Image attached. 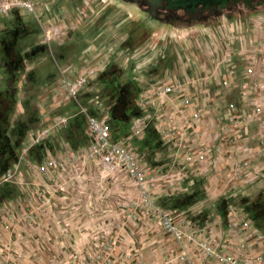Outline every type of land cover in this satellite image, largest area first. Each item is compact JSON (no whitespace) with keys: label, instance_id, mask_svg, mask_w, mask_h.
Listing matches in <instances>:
<instances>
[{"label":"rangeland","instance_id":"rangeland-1","mask_svg":"<svg viewBox=\"0 0 264 264\" xmlns=\"http://www.w3.org/2000/svg\"><path fill=\"white\" fill-rule=\"evenodd\" d=\"M33 1L34 8L29 12L13 9L0 15V39L14 40L9 57L11 78L5 73L6 58L0 46V90L10 92L15 87L3 128L9 148L0 157V260L7 264H84V256L93 253L110 231L114 243L109 254L118 264V211L131 207L140 212L132 202L129 187L124 185L125 177H90L94 173L89 168L98 171L100 164L89 161L82 171L78 160L65 156V150L76 149L86 141L84 116L76 103L72 99L56 100L59 69L67 64L94 68L98 74L110 65L121 81L128 76L135 80L137 96H145L152 86L177 84L174 92H182L178 104L199 110L198 118H191L183 131L189 129L188 138L197 136L198 143L204 138L201 150L206 156L188 170L184 162L168 153L166 137L157 128L158 138L152 146L133 139L139 145L142 161L157 170L153 173L152 198L160 207L177 210L195 201H207L201 205L199 216L213 208L223 216L226 226L229 213L239 211L264 234V0H228L222 8L198 5L192 11L168 8L161 2L152 16L146 0ZM187 85H201L205 97L194 100L185 91ZM95 86L102 87L98 78ZM206 96L208 100L213 97L219 106L214 109ZM77 101L85 104L83 96ZM229 102L236 106L237 121L228 118ZM161 104L138 108L139 113H149L148 122L152 124L157 120L163 123ZM253 104L259 105V111L253 110ZM42 112H46L48 123L59 117H67L68 122L52 129L26 155L39 162L44 149L58 153L64 172L57 173V180L50 176L42 180L21 161L27 133L39 126ZM210 136L218 141L225 139L227 148L253 157L258 164L252 167L253 175L242 172L240 160L233 172L215 168L217 146L207 142ZM68 165L75 170L65 172ZM8 169L12 176L4 179ZM169 174L179 182H170ZM232 174L238 181L237 188L228 184ZM213 178L220 184L226 178L230 186L223 182L222 187H211ZM55 181L64 184L62 196L52 203L34 196L33 187L44 189L41 197L53 195ZM168 182L171 185H164ZM259 182L263 184L256 189L250 187ZM68 184L77 194L72 200L67 198ZM25 191L35 199L28 205L34 208L31 217L24 213ZM85 191H89V198H78ZM258 208L262 215H256Z\"/></svg>","mask_w":264,"mask_h":264},{"label":"built area","instance_id":"built-area-1","mask_svg":"<svg viewBox=\"0 0 264 264\" xmlns=\"http://www.w3.org/2000/svg\"><path fill=\"white\" fill-rule=\"evenodd\" d=\"M33 8V0H0V15H7L13 9L29 12ZM97 74L94 68H74L71 64H67L59 69V78L55 85V90H57L56 93L58 95L56 100L59 102L61 100L68 101L72 99L78 107V112L84 116L85 121L84 134L86 141L76 149L71 150V148H68L65 150V156L67 159L69 158L73 161L75 159L78 160V164L80 163L79 165L82 166L89 161L100 164V166H97L98 171L96 170V174L101 179H107L116 174L126 176L135 185L138 205L144 210V213L147 214L150 220L169 233L180 245L184 241L194 240L193 221L187 212L185 210L160 207L152 198L151 185L155 179L153 176L154 168L149 166L145 161H142L139 151L131 144L133 137H140L142 135L144 125L148 121L149 113L132 116L130 118L128 132L120 137L113 138L108 125L109 102H107L104 96L100 95L99 89L95 86ZM223 81L225 82V80ZM176 86L177 84L164 83L158 87H149L145 96L139 95L135 98V103L141 108L143 106L150 107L164 102L175 90ZM79 96L84 97L85 104L77 101ZM259 108L258 104H253V110L259 111ZM227 110L228 118L231 121H237L238 117L235 114L236 106L233 102L227 103ZM42 116L43 118L39 126L31 133H27L26 141L22 148L23 155L21 161L24 160L42 180H45L49 176L57 180L53 176V173L57 174L56 168L60 167L58 153H51L49 150L44 149L42 159L39 162H34L27 157L26 151L33 144H37L45 138L52 129H59L61 126H64L68 122V119L67 117H59L48 123L46 112H42ZM191 116L193 119L198 118L199 110H193ZM153 124L159 132L166 130L163 123L159 120ZM241 128L245 131V124H242ZM203 155V153H199L197 156L199 159H203ZM246 166L247 168L253 167L252 164H247ZM11 176L12 172L9 169L3 174L4 179H8ZM55 182L54 186L52 185L51 187L52 192H54L53 195L41 197L40 192L44 191V189L33 187L34 196L39 197L42 201L44 199L46 202L52 203L54 199L62 196L64 191V184L60 181ZM34 196L25 191V196L22 198L23 202L32 205V202L35 200ZM33 210L34 208H28L24 213L31 217ZM228 216V230L236 233L241 231L246 232L248 229L250 233H253L255 236L258 235L257 228L253 227L252 221L246 214L233 211ZM5 218V221H7L8 217ZM200 230L201 235L205 238L206 230L203 228ZM204 238L199 243L206 246L205 248L209 252V246L205 244ZM113 243L114 238L112 239V237L103 239L97 245V249L95 247L93 253H88L84 256L83 263L115 264L109 254ZM259 255L256 258H259ZM183 256L184 252L181 251L179 257L182 258ZM0 264L7 263L4 260H0Z\"/></svg>","mask_w":264,"mask_h":264},{"label":"crops","instance_id":"crops-1","mask_svg":"<svg viewBox=\"0 0 264 264\" xmlns=\"http://www.w3.org/2000/svg\"><path fill=\"white\" fill-rule=\"evenodd\" d=\"M182 87L183 85H180V88ZM184 88L186 89L185 91H187V95L191 93L194 96H192L194 100L196 98L203 99V97H205L206 95L205 93H203L204 89H202L201 85H196L195 88L187 85ZM173 93L174 95H169L161 104L162 114L164 116V121H162L166 129L163 132L164 137H166L164 138L166 139V148L168 150V153L171 154L173 158H177L180 160V162H184L186 168H188V170H191L193 165L199 164V162L201 161V159H199L197 155L200 152L204 154L203 150H201V148L204 147L202 141V139L204 140V138L201 137L199 139L201 141L198 143L196 138L197 136L188 138V133L190 132L189 129L187 131H183L186 127L188 128L189 120H191L192 118V106H180L178 104V98L180 97L182 92H180V90L178 89L176 93L174 91ZM211 97L212 96H210V98ZM193 98H191L189 101H192ZM207 98L209 97L206 96V99ZM213 100H215L213 99V97L212 100L207 99V101H209V103H211V106L215 109L219 105ZM196 103L198 104L199 101L196 100L195 104ZM211 122H213L212 119ZM228 122L226 124H228ZM191 129L194 130L193 127H191ZM181 130L182 133H180ZM229 130L232 131L233 129L229 128ZM183 132L186 133L183 134ZM181 134L183 136H180ZM218 140L220 139L212 138L210 136L207 141L212 145L215 143V146H217V151L214 152V157L218 159L217 164L214 165L215 168L217 166V168H219L223 172H233L237 169V160H240L238 167L242 168L241 170L243 173L248 172L249 174H251L250 176H252L253 168L246 169L245 166L247 164H252L253 167H256L257 162L252 160L253 157L249 158L242 153L238 154L234 152L230 146H228L227 148V144H225L224 142L225 139L224 141ZM189 141L192 142L190 143ZM231 142L233 141L231 140ZM222 145H224L225 147H222L221 149ZM230 150H232L233 152H231ZM203 156L205 157L206 154H204ZM220 165L222 167H220ZM83 167L84 166L81 167L82 171ZM261 167H264V164ZM89 169V172L94 173L93 176H89L94 177L97 171L95 169L93 170L92 168ZM178 169L181 171L180 167ZM74 170L75 167L73 168L68 165L65 172ZM155 170L156 169H154V171ZM170 170L174 171L175 168ZM56 171L57 173L60 171L64 172V169L57 167ZM165 175H167V173ZM53 176L56 177L57 174L53 173ZM123 177L126 178V182H124V185L129 187L130 192L133 195L132 202L137 205L136 209L139 208L141 213L138 210L134 211V209L131 207L129 209L130 211H118V264H264L263 232L260 229H257V236H255L253 233H250L248 229L246 230V232L248 233H246L245 231L234 233L228 230L226 224L223 223V216H221L220 213L213 208L208 209V211L206 210V213L204 215L202 213L199 216L201 205L207 202L203 200L192 202V204L190 203V205L185 208L186 210H190L189 213L187 211L186 212L193 221V233L195 236L194 240L184 241L180 245L171 237V235H169V233H167L159 225L150 220L147 217V214L144 213V210L139 207L137 202V189L130 179L121 174L110 176L111 179H122ZM169 177L170 182H179V179L173 180L175 178L174 175L169 174ZM223 177L224 175H222V178ZM56 178L58 179V176ZM213 179L214 181L210 183L209 186H224L226 178L222 181L221 184L217 182L218 180H216V178ZM170 182L164 183V185H171ZM237 182L238 181L236 177L232 174L230 183L228 184L233 185L234 188H237ZM226 184L227 183H225V186H230ZM261 184L263 183H253L250 187L252 189H256L258 186H261ZM100 186H103V184H100ZM73 188L74 186L68 184L69 192L67 193V198H70L71 200L74 199L77 195L75 194V192H73ZM118 188H120V186H118ZM88 192L85 191L83 197L78 195V198H84L87 200L90 196ZM85 194H87V196H85ZM23 204L24 209H28L29 204H27L26 202H23ZM115 221H117L116 217ZM103 226L107 227L108 225L104 224ZM103 226L101 227L103 228ZM201 228L206 230L205 238L201 235ZM105 235L106 236L103 239H108L112 236V233L109 231ZM203 238L205 244H208L209 246V252L206 250V246H203L199 243ZM181 251L184 252V256L182 258L179 257V253ZM258 254H260L259 258H256ZM111 258L114 261V256L111 255Z\"/></svg>","mask_w":264,"mask_h":264},{"label":"trees","instance_id":"trees-1","mask_svg":"<svg viewBox=\"0 0 264 264\" xmlns=\"http://www.w3.org/2000/svg\"><path fill=\"white\" fill-rule=\"evenodd\" d=\"M13 42V37L10 39H0L1 51L3 56L6 58L5 73L9 78H11L10 75L13 71L12 65L9 61ZM97 78L102 86L100 89L98 88L99 93L106 98L107 102H109V129L111 124L114 126L113 129H110V133L113 138L120 137L128 132L130 118L140 114L138 109L139 107L135 103L138 91L135 80L131 78V76H128L124 81H121L119 79V74H117V72L112 69L110 65H107L99 74H97L96 80ZM12 102L13 97L11 92L6 90L4 91V89L0 90V157L5 154L9 148L8 137L6 133H4L3 128L6 124L7 111L9 110ZM135 138L140 139V145L148 144L152 146L151 144L158 138V133L153 124L147 121L144 125L142 135L131 139V144L139 151V145L132 142ZM262 213L261 208L256 210V215L259 216L262 215Z\"/></svg>","mask_w":264,"mask_h":264},{"label":"water","instance_id":"water-1","mask_svg":"<svg viewBox=\"0 0 264 264\" xmlns=\"http://www.w3.org/2000/svg\"><path fill=\"white\" fill-rule=\"evenodd\" d=\"M157 2H163V4L168 8H181L183 10L192 11L198 5L202 7H212L222 8L226 6L228 0H153ZM15 90V87L11 88V93Z\"/></svg>","mask_w":264,"mask_h":264},{"label":"bare ground","instance_id":"bare-ground-1","mask_svg":"<svg viewBox=\"0 0 264 264\" xmlns=\"http://www.w3.org/2000/svg\"><path fill=\"white\" fill-rule=\"evenodd\" d=\"M149 6V15L152 16L153 9L159 5L161 2L153 1V0H146ZM129 12H131V9H128L127 14L129 15Z\"/></svg>","mask_w":264,"mask_h":264},{"label":"flooded vegetation","instance_id":"flooded-vegetation-1","mask_svg":"<svg viewBox=\"0 0 264 264\" xmlns=\"http://www.w3.org/2000/svg\"><path fill=\"white\" fill-rule=\"evenodd\" d=\"M234 1V0H233ZM244 1H249V0H244ZM163 3V2H162ZM212 7H214V6H212ZM181 9V8H180ZM186 11V10H185Z\"/></svg>","mask_w":264,"mask_h":264}]
</instances>
